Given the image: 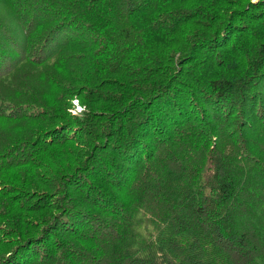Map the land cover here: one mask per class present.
<instances>
[{
	"label": "trees",
	"instance_id": "trees-1",
	"mask_svg": "<svg viewBox=\"0 0 264 264\" xmlns=\"http://www.w3.org/2000/svg\"><path fill=\"white\" fill-rule=\"evenodd\" d=\"M0 264H264V0H0Z\"/></svg>",
	"mask_w": 264,
	"mask_h": 264
},
{
	"label": "rangeland",
	"instance_id": "rangeland-1",
	"mask_svg": "<svg viewBox=\"0 0 264 264\" xmlns=\"http://www.w3.org/2000/svg\"><path fill=\"white\" fill-rule=\"evenodd\" d=\"M76 99L75 97H73L72 99V103H71V106L70 108L68 109V111H70V113L72 115H81L82 112L84 111V106H81L79 109H77L78 105H80L79 103L76 102ZM78 100V99H77ZM79 102V101H78ZM168 122V121H166ZM153 126L152 124H150V127Z\"/></svg>",
	"mask_w": 264,
	"mask_h": 264
},
{
	"label": "built area",
	"instance_id": "built-area-1",
	"mask_svg": "<svg viewBox=\"0 0 264 264\" xmlns=\"http://www.w3.org/2000/svg\"><path fill=\"white\" fill-rule=\"evenodd\" d=\"M76 102L78 103L77 99H76ZM80 107H81V106H80V105H78L77 109H79Z\"/></svg>",
	"mask_w": 264,
	"mask_h": 264
}]
</instances>
